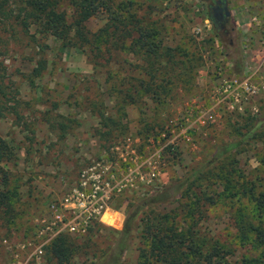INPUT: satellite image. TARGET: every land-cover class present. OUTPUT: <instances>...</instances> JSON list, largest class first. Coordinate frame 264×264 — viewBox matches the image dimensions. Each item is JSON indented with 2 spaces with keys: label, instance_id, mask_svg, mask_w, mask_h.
Masks as SVG:
<instances>
[{
  "label": "rangeland",
  "instance_id": "rangeland-1",
  "mask_svg": "<svg viewBox=\"0 0 264 264\" xmlns=\"http://www.w3.org/2000/svg\"><path fill=\"white\" fill-rule=\"evenodd\" d=\"M214 1L113 0L115 6L123 2L145 16V22H157L166 45L199 56L183 82L160 102L141 92L136 104L120 102L117 91L144 79L137 67L141 59L121 47L130 42L126 35H112V28L104 31L110 24L105 13L86 21L100 38L83 48L63 47L35 25L28 34L0 25V85L7 94L0 135L13 149L12 160L1 164L0 191L13 192V211L0 214V264H6L3 240L16 244L45 230L44 221L53 218L51 207L79 184L84 171L89 177L94 172L107 177L109 210L104 221L92 222L83 234L62 232L83 243L75 264H141L139 255L146 245L140 230L135 228L126 239L121 230L128 205L139 197L151 198L157 182L181 178L190 193L222 192L227 183L220 179L226 174L264 190V90L248 95L226 89L232 76L241 78L234 72L235 60L241 52L245 59L248 39L243 35L255 30V25L251 32L245 30L247 20L264 0H225L230 15L221 30L209 17ZM63 7L71 10L65 3ZM40 57L46 59V68L33 77ZM257 82L264 83V78ZM101 114L120 123L111 134L112 143L98 134ZM170 152L179 155L172 158ZM203 168L211 170L210 178L195 180ZM232 202L221 196L205 206L203 230L227 245L233 260L240 262L243 256H257L259 249L240 241L238 204ZM146 213L147 208L141 210L137 221Z\"/></svg>",
  "mask_w": 264,
  "mask_h": 264
},
{
  "label": "trees",
  "instance_id": "trees-1",
  "mask_svg": "<svg viewBox=\"0 0 264 264\" xmlns=\"http://www.w3.org/2000/svg\"><path fill=\"white\" fill-rule=\"evenodd\" d=\"M64 3L71 7L69 12L63 7ZM98 13L108 15L110 24L105 26L104 31L112 28V35L117 32L126 35L130 42L121 47L138 54L141 59L137 67L144 79H137L138 85L130 83L132 91L130 87L125 92L117 91V97L122 94V105L136 104L140 92L155 102L162 101L194 68L199 56L180 46L166 45L157 22H145V16L139 17L123 2L115 6L113 0H0V25L5 31L17 27L28 34L30 26L35 25L39 33L52 36L63 47L83 48L97 42L99 35L91 33L86 21ZM243 61L241 52L235 60L237 71H234L239 76L244 71ZM46 63V59L40 57L32 69V76L40 77ZM6 97L0 85V118L6 111L3 101ZM118 124L112 116L100 115L98 134L105 143H112L115 137L111 134L118 129ZM170 154L172 158L179 155L176 152ZM12 158V147L0 135V174L3 172L1 164ZM196 172L198 176L195 180L210 178V169H198ZM223 180L227 184L222 192L193 189L190 193L184 187L183 179L171 178L155 183L151 198L143 200L145 197H139L140 201L128 205L121 233L126 239L135 228L140 230L146 245L139 255L143 259L141 264H148V261L157 264H264V190L258 191L254 182L242 178L234 181L226 174L220 179ZM9 193L13 192L0 191V214L13 211ZM221 196L230 198L233 205L238 204L235 212L237 235L242 243H250L259 249L254 258L243 256L240 262L233 260L232 250L203 230L204 207L215 204ZM243 198H247L248 202H241ZM173 204L174 207L167 210V206ZM145 208L147 213L137 221L138 213ZM76 239L69 234L56 236L45 248L47 262L75 264L74 260L83 248V243Z\"/></svg>",
  "mask_w": 264,
  "mask_h": 264
},
{
  "label": "built area",
  "instance_id": "built-area-1",
  "mask_svg": "<svg viewBox=\"0 0 264 264\" xmlns=\"http://www.w3.org/2000/svg\"><path fill=\"white\" fill-rule=\"evenodd\" d=\"M250 37L249 35L247 39L250 40ZM260 66L261 63L254 69L249 63L244 62L243 74L238 76L241 78L232 76L226 89L231 87L236 94L241 90L248 95L256 94L260 89L264 90V83L257 82ZM86 174L87 172H82L79 184L72 186L62 200L51 207L52 222L45 220L43 223L48 236L43 233L45 230H42L29 240L20 239L16 244H10L7 239L3 240L6 264H47L44 256L45 248L56 236L63 231L83 234L92 222L104 221L105 214L109 210L106 205L110 189L108 179L103 173L94 172V176L92 174L90 177ZM89 181H91L90 185H88ZM66 204L72 205L66 207Z\"/></svg>",
  "mask_w": 264,
  "mask_h": 264
},
{
  "label": "crops",
  "instance_id": "crops-1",
  "mask_svg": "<svg viewBox=\"0 0 264 264\" xmlns=\"http://www.w3.org/2000/svg\"><path fill=\"white\" fill-rule=\"evenodd\" d=\"M249 6V5H247ZM252 6V5H251ZM250 8V7H249ZM261 17H257L258 15ZM261 18V19H260ZM264 5L261 6V9H259V12H255V14H251L250 17L247 20V24L245 27V30H248L250 27H254L255 30H252L250 34V40H248V44L246 45V51H245V62L249 63L254 69L257 67L260 63L261 66L259 67V77L264 78V43L262 41L264 40ZM255 33H258V37L255 36ZM248 38L247 35H243ZM246 43V42H245Z\"/></svg>",
  "mask_w": 264,
  "mask_h": 264
},
{
  "label": "flooded vegetation",
  "instance_id": "flooded-vegetation-1",
  "mask_svg": "<svg viewBox=\"0 0 264 264\" xmlns=\"http://www.w3.org/2000/svg\"><path fill=\"white\" fill-rule=\"evenodd\" d=\"M214 3L215 4L213 6H211V11H210V16H209L210 17V21L213 23V25L215 26V28L217 30H221L223 28V25L226 23V19L229 16H224L221 21H217V23L214 24L213 15L215 14V9L217 7H224V6L227 7V4H226L225 0H215ZM227 9H228V7H227ZM228 11H229V15H230V10L228 9Z\"/></svg>",
  "mask_w": 264,
  "mask_h": 264
},
{
  "label": "water",
  "instance_id": "water-1",
  "mask_svg": "<svg viewBox=\"0 0 264 264\" xmlns=\"http://www.w3.org/2000/svg\"><path fill=\"white\" fill-rule=\"evenodd\" d=\"M224 16H229V11L227 7H217L215 9V14L213 15L214 24H216L217 21H221Z\"/></svg>",
  "mask_w": 264,
  "mask_h": 264
}]
</instances>
